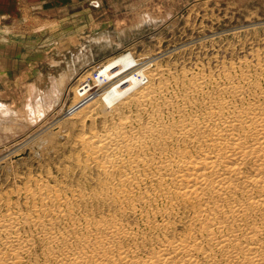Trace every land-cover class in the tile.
Wrapping results in <instances>:
<instances>
[{"label":"bare ground","instance_id":"bare-ground-1","mask_svg":"<svg viewBox=\"0 0 264 264\" xmlns=\"http://www.w3.org/2000/svg\"><path fill=\"white\" fill-rule=\"evenodd\" d=\"M146 20L155 23L156 18L143 15L139 21ZM102 37L109 44L111 38ZM128 69L137 75H123ZM70 74L71 69L51 75L46 87L31 82L29 120L62 97ZM90 75L75 88L79 101L67 111L83 128L76 140L79 164L95 163L111 183L117 180L120 186L113 184L114 189L127 198L144 193L167 200L149 221L151 229L160 230L144 234L140 242L133 227L123 226L124 216L86 217L84 226L74 217V199L60 186L38 180L15 190L24 194V202L20 196L0 198L7 205L0 212V264H28L27 255L43 243L48 244L45 264H264L260 83L245 96L244 83L228 73L218 86L201 73L169 77L162 65L147 64L128 50L94 66ZM18 112L0 97L2 128H12ZM61 221L67 228L57 230ZM87 224L100 234L89 233ZM73 233L71 244L63 247ZM129 239L132 243H126ZM149 241L154 243L145 253Z\"/></svg>","mask_w":264,"mask_h":264},{"label":"rangeland","instance_id":"rangeland-1","mask_svg":"<svg viewBox=\"0 0 264 264\" xmlns=\"http://www.w3.org/2000/svg\"><path fill=\"white\" fill-rule=\"evenodd\" d=\"M9 4L10 11L4 12L1 0L0 97L19 111L20 118L10 120L12 128L0 126V198L17 200L16 189L41 180L60 186L74 199V217L84 226L86 217L124 216L123 226L133 227L140 242L144 234L157 235L160 229H151L149 221L167 200L144 193L127 198L114 189L113 184L120 186L117 180L111 183L95 163L79 164L76 140L83 128L67 113L79 101L74 90L84 76L90 79L94 66L128 50L147 64L162 65L169 77L201 73L209 85L218 86L228 73L236 83H244L243 94L249 96L256 92V82L264 88V0H9ZM143 15H152L155 23L149 18L142 23ZM102 35L112 39L109 44L100 40ZM70 69L62 97L45 114L29 120L31 82L46 87L51 75ZM128 73L137 75L131 69L123 75ZM245 74L256 81L245 80ZM97 125L103 126L100 121ZM5 206L0 201V212ZM56 226L67 228L65 221ZM87 227L92 235L101 232L92 224ZM73 236L62 241L63 247ZM153 243L143 248L145 253ZM47 245L33 249L26 263H47Z\"/></svg>","mask_w":264,"mask_h":264},{"label":"crops","instance_id":"crops-1","mask_svg":"<svg viewBox=\"0 0 264 264\" xmlns=\"http://www.w3.org/2000/svg\"><path fill=\"white\" fill-rule=\"evenodd\" d=\"M7 4V5H6ZM6 4L3 2L2 0V5H1V0H0V5L4 8V12H9L10 11V4H9V0H7Z\"/></svg>","mask_w":264,"mask_h":264}]
</instances>
